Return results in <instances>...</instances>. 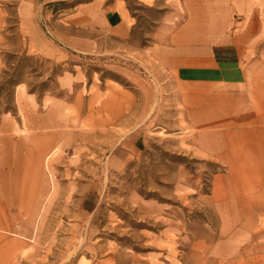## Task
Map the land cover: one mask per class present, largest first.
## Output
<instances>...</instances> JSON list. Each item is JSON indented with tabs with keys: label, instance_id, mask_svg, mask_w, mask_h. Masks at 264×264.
Instances as JSON below:
<instances>
[{
	"label": "rangeland",
	"instance_id": "374dc122",
	"mask_svg": "<svg viewBox=\"0 0 264 264\" xmlns=\"http://www.w3.org/2000/svg\"><path fill=\"white\" fill-rule=\"evenodd\" d=\"M84 1L0 0V120L6 114L24 122L19 108L32 98L43 114L54 104L66 110L58 120L75 129L49 168L54 191L22 263L264 264V193L253 191L258 201L245 218L225 221L206 196L227 165L203 157L192 138L166 127L133 150L121 147L124 126L94 127L115 107L107 100L113 86L136 93L140 104L159 97V67L144 64L125 42L115 48L106 40L88 53L63 45L58 19ZM125 1L137 19L130 43L144 48L172 1ZM47 43L65 55L40 54ZM160 113L156 127L171 122H160Z\"/></svg>",
	"mask_w": 264,
	"mask_h": 264
},
{
	"label": "crops",
	"instance_id": "0c3cea01",
	"mask_svg": "<svg viewBox=\"0 0 264 264\" xmlns=\"http://www.w3.org/2000/svg\"><path fill=\"white\" fill-rule=\"evenodd\" d=\"M171 1L144 48L130 43L137 19L125 0L80 2L61 14L55 37L80 53L106 40L115 48L125 42L144 64L157 65L159 97L140 104L136 93L113 86L107 100L115 107L94 127L124 126L121 147L133 150L166 127L192 138L203 157L227 165L206 199L225 221L243 219L258 201L253 191L264 193V0ZM37 50L48 58L65 55L49 43ZM23 108L21 124L6 114L0 120V264H24L35 248L54 191L49 168L75 137L58 120L66 110L54 104L43 114L32 98ZM158 113L160 122L171 121L157 126L162 130L154 129Z\"/></svg>",
	"mask_w": 264,
	"mask_h": 264
},
{
	"label": "trees",
	"instance_id": "16d2710c",
	"mask_svg": "<svg viewBox=\"0 0 264 264\" xmlns=\"http://www.w3.org/2000/svg\"><path fill=\"white\" fill-rule=\"evenodd\" d=\"M9 84L13 85V84H16V82L13 79H11Z\"/></svg>",
	"mask_w": 264,
	"mask_h": 264
}]
</instances>
